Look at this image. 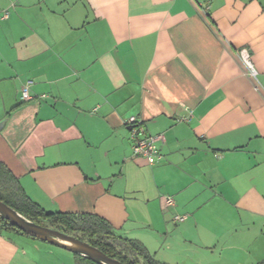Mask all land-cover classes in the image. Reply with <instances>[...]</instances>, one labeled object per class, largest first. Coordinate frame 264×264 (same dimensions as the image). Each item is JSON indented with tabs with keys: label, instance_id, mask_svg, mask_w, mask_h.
I'll return each instance as SVG.
<instances>
[{
	"label": "crops",
	"instance_id": "1",
	"mask_svg": "<svg viewBox=\"0 0 264 264\" xmlns=\"http://www.w3.org/2000/svg\"><path fill=\"white\" fill-rule=\"evenodd\" d=\"M4 9L0 162L31 200L100 216L166 264H264V0H0ZM131 116L164 136L157 162L133 154ZM76 262L0 233V264Z\"/></svg>",
	"mask_w": 264,
	"mask_h": 264
},
{
	"label": "trees",
	"instance_id": "2",
	"mask_svg": "<svg viewBox=\"0 0 264 264\" xmlns=\"http://www.w3.org/2000/svg\"><path fill=\"white\" fill-rule=\"evenodd\" d=\"M0 199L27 218L88 241L125 264H166L150 254L139 241L117 234L113 226L100 216L45 210L28 197L16 177L2 162H0ZM4 231H16L34 237L0 216V233ZM76 259V264H97L78 254Z\"/></svg>",
	"mask_w": 264,
	"mask_h": 264
},
{
	"label": "water",
	"instance_id": "3",
	"mask_svg": "<svg viewBox=\"0 0 264 264\" xmlns=\"http://www.w3.org/2000/svg\"><path fill=\"white\" fill-rule=\"evenodd\" d=\"M0 216L9 220L14 226L28 234L65 248L78 255L84 256L97 264H125L121 260L109 256L97 246L74 235L67 234L50 226L39 224L17 209L0 199Z\"/></svg>",
	"mask_w": 264,
	"mask_h": 264
},
{
	"label": "built area",
	"instance_id": "4",
	"mask_svg": "<svg viewBox=\"0 0 264 264\" xmlns=\"http://www.w3.org/2000/svg\"><path fill=\"white\" fill-rule=\"evenodd\" d=\"M0 17L2 19L8 18L9 10L4 9L0 11ZM239 55L242 62L247 68L248 74L253 78H257L258 71L254 66L249 50L244 47L239 51ZM30 83L31 81H28L22 90V99L24 100H28L31 98L28 90ZM128 124L130 127L131 138L133 140V154L146 158L151 164L160 160L162 158V153L158 145V141L163 140L164 136L149 134L144 122L136 116H131L128 119ZM164 202L166 205H171L174 203V199L171 196H165ZM175 219L180 221L184 218L181 215H177L175 216Z\"/></svg>",
	"mask_w": 264,
	"mask_h": 264
}]
</instances>
